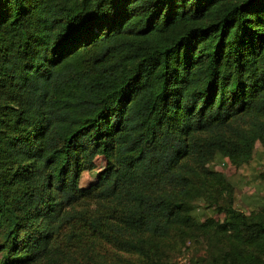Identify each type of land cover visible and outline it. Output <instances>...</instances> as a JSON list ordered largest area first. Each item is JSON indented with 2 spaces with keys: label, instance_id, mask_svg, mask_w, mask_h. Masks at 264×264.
<instances>
[{
  "label": "trees",
  "instance_id": "16d2710c",
  "mask_svg": "<svg viewBox=\"0 0 264 264\" xmlns=\"http://www.w3.org/2000/svg\"><path fill=\"white\" fill-rule=\"evenodd\" d=\"M256 142L264 0H0V264H157L199 197L225 213L219 264H264V208L208 166Z\"/></svg>",
  "mask_w": 264,
  "mask_h": 264
},
{
  "label": "rangeland",
  "instance_id": "374dc122",
  "mask_svg": "<svg viewBox=\"0 0 264 264\" xmlns=\"http://www.w3.org/2000/svg\"><path fill=\"white\" fill-rule=\"evenodd\" d=\"M210 168L221 172L233 189V206L248 215L264 208V148L256 142L252 157L248 163L233 166L223 152H218L208 164ZM105 167L101 156L95 158V167L80 173L79 187L85 188L95 183ZM208 200H194L190 215L197 224L191 236H181L176 231L157 242L160 260L157 264H219L226 249L231 246L230 230L222 231L216 227L225 221V213L216 205H208ZM211 220V222H210ZM210 222V223H209ZM95 259L100 256L115 264H143L138 256L126 257L109 245L99 244L95 249ZM72 260L66 264H71ZM86 262L80 264H95Z\"/></svg>",
  "mask_w": 264,
  "mask_h": 264
}]
</instances>
